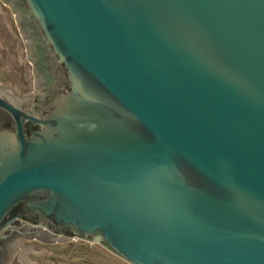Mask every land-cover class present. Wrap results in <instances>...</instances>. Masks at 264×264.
<instances>
[{
  "label": "water",
  "instance_id": "water-1",
  "mask_svg": "<svg viewBox=\"0 0 264 264\" xmlns=\"http://www.w3.org/2000/svg\"><path fill=\"white\" fill-rule=\"evenodd\" d=\"M2 2L35 93L0 87V264H264V0Z\"/></svg>",
  "mask_w": 264,
  "mask_h": 264
},
{
  "label": "rangeland",
  "instance_id": "rangeland-1",
  "mask_svg": "<svg viewBox=\"0 0 264 264\" xmlns=\"http://www.w3.org/2000/svg\"><path fill=\"white\" fill-rule=\"evenodd\" d=\"M33 65L27 57L26 47L15 15L0 0V87H9L22 96L35 93ZM50 255H28L26 264H127L113 256L100 245L81 240L43 244L32 241L25 246ZM19 250L13 252L5 264H20Z\"/></svg>",
  "mask_w": 264,
  "mask_h": 264
},
{
  "label": "crops",
  "instance_id": "crops-1",
  "mask_svg": "<svg viewBox=\"0 0 264 264\" xmlns=\"http://www.w3.org/2000/svg\"><path fill=\"white\" fill-rule=\"evenodd\" d=\"M32 241H37V240H30V241H28V240H25V239H15L14 240V245L15 246H17V244L19 243V242H23V247L24 248H30V246H25V243L26 244H29L30 242H32ZM37 242H39V241H37ZM41 243V242H40ZM43 244H45V243H43ZM45 245H47V244H45ZM31 247H32V245H31ZM17 250H19V256H20V254H21V247H17V248H15V249H13L12 251H10V250H8L7 251V253H6V257H5V263L7 262V259L10 257V255L13 253V252H15V251H17ZM33 251H35V250H33ZM40 250H38V251H36V252H39ZM32 255V256H38V255H34V254H32V253H27L26 254V256H25V259H24V261H19L20 262V264H26V263H28L29 262V257H28V255ZM42 256V255H41Z\"/></svg>",
  "mask_w": 264,
  "mask_h": 264
}]
</instances>
